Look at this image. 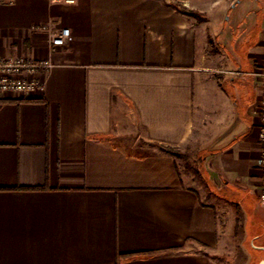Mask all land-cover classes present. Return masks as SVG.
Listing matches in <instances>:
<instances>
[{"label": "crops", "instance_id": "obj_1", "mask_svg": "<svg viewBox=\"0 0 264 264\" xmlns=\"http://www.w3.org/2000/svg\"><path fill=\"white\" fill-rule=\"evenodd\" d=\"M263 53L264 0H0V57L53 63L0 93V264H220L223 189L264 225Z\"/></svg>", "mask_w": 264, "mask_h": 264}, {"label": "built area", "instance_id": "obj_2", "mask_svg": "<svg viewBox=\"0 0 264 264\" xmlns=\"http://www.w3.org/2000/svg\"><path fill=\"white\" fill-rule=\"evenodd\" d=\"M73 2L74 0H68ZM45 28V27H42ZM70 38V29L52 31L50 42L54 47L66 45ZM53 63L50 59L35 61L25 57H0V93H10L17 97H25L36 91H43L46 86V75L52 69ZM257 81L261 84V95L259 99V138L264 140V53L261 65L253 72ZM262 168V182L260 197L264 202V150L257 160Z\"/></svg>", "mask_w": 264, "mask_h": 264}, {"label": "rangeland", "instance_id": "obj_3", "mask_svg": "<svg viewBox=\"0 0 264 264\" xmlns=\"http://www.w3.org/2000/svg\"><path fill=\"white\" fill-rule=\"evenodd\" d=\"M254 78L256 79L255 75ZM260 89H262L261 86ZM185 154L188 155V153ZM198 168L200 169V167ZM196 173L201 176L204 174V172L201 173V171ZM204 180L205 184L202 183L204 192L215 195L216 188L213 189L210 184V179L204 178ZM221 192L231 196L232 198L230 197L229 199L232 201L234 200L237 202V200H240L242 205H238V208H235V204H226L225 209L221 211L222 242L214 257L218 259L220 264H258L263 254L257 247L264 244V237L254 240L252 236L247 239L243 234L244 232L245 234L249 233L251 235L255 230H264V225L256 226V224H254L255 205L252 203L251 197L241 196L240 193H235L230 188H225Z\"/></svg>", "mask_w": 264, "mask_h": 264}, {"label": "trees", "instance_id": "obj_4", "mask_svg": "<svg viewBox=\"0 0 264 264\" xmlns=\"http://www.w3.org/2000/svg\"><path fill=\"white\" fill-rule=\"evenodd\" d=\"M189 13L190 14H196V13L190 12V11H189ZM168 152H170L171 154H174L176 156H179V157H186V154H183V153H181V152H179L177 150H174V149H168Z\"/></svg>", "mask_w": 264, "mask_h": 264}, {"label": "water", "instance_id": "obj_5", "mask_svg": "<svg viewBox=\"0 0 264 264\" xmlns=\"http://www.w3.org/2000/svg\"><path fill=\"white\" fill-rule=\"evenodd\" d=\"M262 248L264 249V247H262ZM258 264H264V258Z\"/></svg>", "mask_w": 264, "mask_h": 264}]
</instances>
